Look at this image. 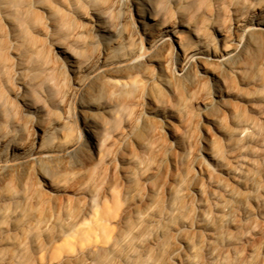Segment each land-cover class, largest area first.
<instances>
[{
    "label": "bare ground",
    "instance_id": "6f19581e",
    "mask_svg": "<svg viewBox=\"0 0 264 264\" xmlns=\"http://www.w3.org/2000/svg\"><path fill=\"white\" fill-rule=\"evenodd\" d=\"M261 174L264 0H0V264H264Z\"/></svg>",
    "mask_w": 264,
    "mask_h": 264
},
{
    "label": "rangeland",
    "instance_id": "374dc122",
    "mask_svg": "<svg viewBox=\"0 0 264 264\" xmlns=\"http://www.w3.org/2000/svg\"><path fill=\"white\" fill-rule=\"evenodd\" d=\"M139 52H138V56H139V58H142V57H144L145 55H147V54H149L150 52H151V50H150V48H149V46L140 38L139 39ZM137 42V43H138ZM75 103L73 102V104H71V108H70V112H74V110H75ZM31 124H32V127H31ZM34 123H28L27 124V126H26V129H25V134H28L29 136H30V138L32 139V141L31 142H33L34 141V136H33V134H38L39 133V130H38V128L35 126V124L33 125ZM70 124L74 127V129L76 130V129H78V126H77V123H76V120L73 118V119H71V122H70ZM35 132V133H34ZM40 134V133H39ZM114 176H115V173H113V172H111V173H109V174H107L106 175V179H107V181H111L113 178H114ZM260 179L261 180H263L264 181V177H263V175L261 174L260 175ZM35 182H36V184H35ZM39 182H38V180H35L34 182H33V184L30 186V193H32V194H37V192H38V189H39V184H38ZM33 186H37V188L35 187H33ZM34 188V189H33ZM33 189V190H32ZM35 191V192H34ZM254 194H257L256 192H252L251 194L250 193H247V198H246V202L247 203H245V212H246V207L247 206H249V207H252V208H255V204H254V202L252 201V199H251V197L254 195ZM247 204V205H246ZM236 215H239V210L237 211V213H236ZM237 217H239V216H237ZM252 217H257L256 215L255 216H252ZM173 224H179V220L177 219V218H175L174 220H173ZM50 244L49 243H45V245H44V249H46L48 246H49ZM45 251L46 250H44L43 252H35V253H33L30 257H29V259H28V261L26 262V264H42V257H43V255L45 254ZM37 253V254H36Z\"/></svg>",
    "mask_w": 264,
    "mask_h": 264
}]
</instances>
